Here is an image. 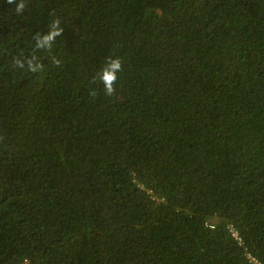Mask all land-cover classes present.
<instances>
[{"label": "trees", "instance_id": "16d2710c", "mask_svg": "<svg viewBox=\"0 0 264 264\" xmlns=\"http://www.w3.org/2000/svg\"><path fill=\"white\" fill-rule=\"evenodd\" d=\"M24 3L0 0V264H264V0Z\"/></svg>", "mask_w": 264, "mask_h": 264}, {"label": "clouds", "instance_id": "9594fccd", "mask_svg": "<svg viewBox=\"0 0 264 264\" xmlns=\"http://www.w3.org/2000/svg\"><path fill=\"white\" fill-rule=\"evenodd\" d=\"M8 4H15V11L17 14H22L26 5L24 3V0H20L19 3H16V0H7ZM59 21H55L52 25L53 30L48 34L41 36L37 34L34 38L37 41L36 47L37 48H44L45 46L50 47L51 42L54 40L55 37L59 36L61 32L63 31L62 29H59L58 27ZM55 63H59V61H54ZM19 63L20 67H23V63L17 61ZM28 67L29 70L32 72L37 71L38 68L42 67V65H33L32 61H28ZM122 61L120 58H111L109 57L104 68L102 69L101 73L99 74V78L101 82L104 85L105 89V94L107 96H112L115 93V84L118 80V75L117 73L122 72ZM95 93H93L94 95Z\"/></svg>", "mask_w": 264, "mask_h": 264}, {"label": "built area", "instance_id": "2783aa9c", "mask_svg": "<svg viewBox=\"0 0 264 264\" xmlns=\"http://www.w3.org/2000/svg\"><path fill=\"white\" fill-rule=\"evenodd\" d=\"M253 264H259L256 260L252 261Z\"/></svg>", "mask_w": 264, "mask_h": 264}]
</instances>
